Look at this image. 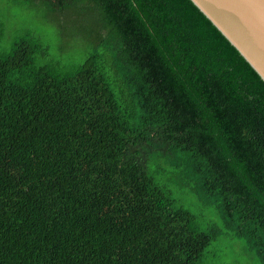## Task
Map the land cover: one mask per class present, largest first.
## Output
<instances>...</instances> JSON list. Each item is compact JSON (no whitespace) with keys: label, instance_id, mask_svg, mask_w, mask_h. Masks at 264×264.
<instances>
[{"label":"trees","instance_id":"16d2710c","mask_svg":"<svg viewBox=\"0 0 264 264\" xmlns=\"http://www.w3.org/2000/svg\"><path fill=\"white\" fill-rule=\"evenodd\" d=\"M27 1L60 44L0 55V264H264V83L238 52L189 0Z\"/></svg>","mask_w":264,"mask_h":264},{"label":"water","instance_id":"95a60500","mask_svg":"<svg viewBox=\"0 0 264 264\" xmlns=\"http://www.w3.org/2000/svg\"><path fill=\"white\" fill-rule=\"evenodd\" d=\"M264 83V0H189Z\"/></svg>","mask_w":264,"mask_h":264},{"label":"rangeland","instance_id":"374dc122","mask_svg":"<svg viewBox=\"0 0 264 264\" xmlns=\"http://www.w3.org/2000/svg\"><path fill=\"white\" fill-rule=\"evenodd\" d=\"M0 13V18L3 20L2 22L5 26L3 36L0 38V55L6 54L17 40L18 35L16 32H21L23 29L29 30L32 27H34L35 32L43 36V42L49 44L50 50L53 53H56L57 49H59L58 24L61 22L57 19L58 17L48 15V18L45 16L44 19L43 12L36 10L27 0H0ZM68 44H70V47L63 56L68 55L75 62L80 61L84 46L78 42H74L73 44L69 42ZM236 256L241 257L240 254H236Z\"/></svg>","mask_w":264,"mask_h":264}]
</instances>
